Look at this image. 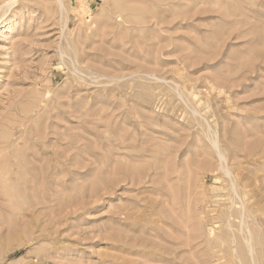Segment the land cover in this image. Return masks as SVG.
I'll use <instances>...</instances> for the list:
<instances>
[{"label":"rangeland","instance_id":"374dc122","mask_svg":"<svg viewBox=\"0 0 264 264\" xmlns=\"http://www.w3.org/2000/svg\"><path fill=\"white\" fill-rule=\"evenodd\" d=\"M0 264H264V0H0Z\"/></svg>","mask_w":264,"mask_h":264},{"label":"bare ground","instance_id":"6f19581e","mask_svg":"<svg viewBox=\"0 0 264 264\" xmlns=\"http://www.w3.org/2000/svg\"><path fill=\"white\" fill-rule=\"evenodd\" d=\"M200 107H201V106H200ZM218 156L222 159L221 154H220L219 152H218ZM234 184H235V183H234ZM236 195H237V194H236ZM238 201H240V200H238ZM237 203H238V202H237ZM237 203H235V204L238 205L239 203H238V204H237ZM242 203H243V200H242L241 204H242ZM233 204H234V203H233ZM236 205H234V206H236ZM213 206H214V205H213ZM215 206H216V205H215ZM241 206L244 208L245 205L243 206V204H242ZM242 207L239 206L238 208L241 209ZM245 207H246V206H245ZM236 208H237V207H236ZM247 210H248V209H247ZM239 212H240V211H239ZM248 213H249V212H248ZM222 214H223V213H222ZM243 214H244V213H243ZM240 215H241V213H240ZM207 225H208V224H207ZM209 225H211V224H209ZM240 225H241V224H240ZM212 226H213V225H212ZM205 229H206V228H205ZM240 229H242V228L240 227ZM240 229H239V230H240ZM212 230H213V229H212ZM246 247H247V246H246ZM248 248H249V247H248ZM250 248H251V246H250ZM251 250H252V249H250V251H251ZM250 254H251V253H250ZM251 257H252V256H251ZM241 259H242V258H241ZM256 259H257V258H256ZM250 260H251V258H250Z\"/></svg>","mask_w":264,"mask_h":264}]
</instances>
